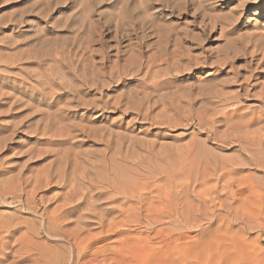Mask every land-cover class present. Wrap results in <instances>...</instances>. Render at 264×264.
Here are the masks:
<instances>
[{
  "label": "rangeland",
  "instance_id": "1",
  "mask_svg": "<svg viewBox=\"0 0 264 264\" xmlns=\"http://www.w3.org/2000/svg\"><path fill=\"white\" fill-rule=\"evenodd\" d=\"M262 89L264 0H0V233L43 264H264Z\"/></svg>",
  "mask_w": 264,
  "mask_h": 264
},
{
  "label": "bare ground",
  "instance_id": "2",
  "mask_svg": "<svg viewBox=\"0 0 264 264\" xmlns=\"http://www.w3.org/2000/svg\"><path fill=\"white\" fill-rule=\"evenodd\" d=\"M40 31V30H39ZM180 57H182V56H180ZM203 60H204V58H203ZM224 60H225V58H224ZM199 62V61H198ZM197 62V63H198ZM199 64V63H198ZM201 64V63H200ZM218 65H220V63L218 62ZM258 67V66H257ZM251 75V74H250ZM250 75H249V77L248 76H246V77H244V79L242 80L243 82H238L237 80L235 81V82H238L237 83V85L238 86H240L239 88H240V91H242V90H249L248 89V87H249V85L251 84L250 82H251V78L252 77H254L255 75L253 74V75H251L252 77H250ZM206 76H208V75H206ZM239 77V76H238ZM255 78H257V77H255ZM212 79V78H211ZM236 79V78H235ZM242 79V78H241ZM231 80H229L228 82H230ZM227 82V83H228ZM256 85H257V83L256 82H254ZM229 84V83H228ZM227 84V85H228ZM252 85V84H251ZM255 86V85H254ZM199 88V87H198ZM249 88H251V87H249ZM255 88V87H254ZM252 89V88H251ZM263 90V92L261 93L262 95H264V89H262ZM240 91H238V93L240 94L241 92ZM251 91V90H250ZM219 92V91H218ZM244 92L245 91H243L242 92V94H244ZM214 93V92H213ZM237 93V94H238ZM216 94H219V93H215V95ZM222 94V93H221ZM238 94V96H240ZM246 94V93H245ZM248 94V95H247ZM246 95L247 96H249V93H247ZM258 94V93H257ZM256 94V95H257ZM261 94H258V95H260V97H261ZM214 95V94H213ZM220 95V94H219ZM255 95V96H256ZM222 96H224V95H221V96H218V97H221L222 98ZM213 97V96H212ZM215 97H217V95L215 96ZM225 97V96H224ZM241 97V96H240ZM196 98V97H195ZM221 98H219L220 100H222ZM239 98V97H238ZM264 98V97H263ZM262 98V99H263ZM239 99H241V98H239ZM174 100V99H173ZM172 100V101H173ZM225 100H226V98H225ZM224 100V101H225ZM227 100H228V98H227ZM226 100V101H227ZM223 101V100H222ZM178 102V101H177ZM192 103V102H191ZM227 104V103H226ZM242 104V103H241ZM176 105H178V104H176ZM189 107V106H188ZM168 108V107H167ZM166 108V109H167ZM177 108V107H176ZM182 108V107H181ZM221 108V107H220ZM183 109V108H182ZM198 109V108H197ZM172 110V109H171ZM177 110V109H176ZM210 110V109H209ZM212 110V109H211ZM174 111V110H173ZM189 111V110H188ZM198 111V110H197ZM202 111V110H201ZM234 111V110H233ZM233 111H231V112H233ZM235 111H236V109H235ZM231 112H229V114L231 115L232 113ZM248 112V111H247ZM180 113V112H179ZM182 113V112H181ZM215 113V112H214ZM213 113V114H214ZM234 113V112H233ZM237 113V112H236ZM239 113V112H238ZM244 113H246V112H244ZM177 114V113H176ZM197 114V113H196ZM212 114V113H211ZM235 114V113H234ZM242 114V113H241ZM263 113L261 112H259V111H257L256 112V110H255V112H253L252 114H251V116L250 117H248V123H249V125L250 124H256L255 122H259V123H264V119L262 120L263 122H261V121H259L258 119H260L261 118V116H263L262 115ZM186 115V114H185ZM192 115V114H191ZM203 115H205V114H203ZM207 115V114H206ZM228 115V114H227ZM227 115H224L225 117L227 116ZM246 114H242L241 116H245ZM210 116V115H209ZM212 117V116H211ZM228 117H229V119H230V116H227V119H228ZM232 117L233 116H231V121H230V126H232L233 125V122H232ZM204 118H205V116H204ZM175 119V118H174ZM224 119H226V118H224ZM224 119H223V121H224ZM245 119V118H244ZM262 119V118H261ZM260 119V120H261ZM215 120V119H214ZM241 120H243V119H241ZM229 121L227 122V123H229ZM215 122H217V121H215ZM231 122H232V124H231ZM245 122H246V120H245ZM175 123V122H174ZM239 124V126L238 127H240V124L241 125H243L242 123H240V122H238ZM220 124V123H219ZM236 121H235V126H236ZM245 124V123H244ZM175 125V124H174ZM246 126H247V124H245ZM251 126V125H250ZM263 127H261V125H259V127H261V128H263L264 129V125H262ZM214 128V127H213ZM237 128V127H236ZM235 128V129H236ZM241 128V127H240ZM240 128H237V129H240ZM242 129H243V126H242ZM247 129H248V127H247ZM249 129H250V127H249ZM253 129H255V128H253ZM262 129V130H263ZM244 130V129H243ZM256 130V129H255ZM214 131V130H213ZM236 131V130H235ZM253 131V130H252ZM227 132V131H226ZM237 132V131H236ZM240 132V131H239ZM220 133V132H219ZM217 135V134H216ZM241 135H243V134H241ZM241 135H240V137H241ZM251 135H253V134H251ZM250 135V136H251ZM220 136V135H219ZM224 136V135H223ZM238 136V135H237ZM248 136V135H247ZM246 136V137H247ZM240 137L238 138L239 140H240V142H242V140L240 139ZM245 137V136H244ZM243 137V138H244ZM192 138V137H191ZM219 138V137H218ZM242 138V137H241ZM242 138V139H243ZM249 138V137H248ZM248 138H247V140H248ZM257 138H259V136L257 137ZM196 139V138H195ZM238 139H236V140H238ZM246 138H244V140H245ZM249 139H251V141L253 140L254 141V139L253 138H249ZM238 140V141H239ZM261 140V138H259V139H255V142H253V143H255V145H256V143L258 142V141H260ZM221 141V140H220ZM246 141V140H245ZM257 141V142H256ZM264 141V140H263ZM227 142V141H226ZM248 143H249V140L247 141ZM261 142V141H260ZM237 143V142H236ZM250 144V143H249ZM251 144H252V142H251ZM258 144L259 143H257V146H258ZM261 144V143H260ZM263 144V143H262ZM169 146V145H168ZM243 146V145H242ZM170 147V146H169ZM251 147H253V146H251ZM260 147V146H259ZM263 147V146H262ZM153 149V148H152ZM151 149V150H152ZM166 149V148H165ZM170 149V148H169ZM244 149V148H243ZM250 149V148H249ZM249 149H248V151H249ZM172 150V149H171ZM170 150V151H171ZM181 150H183V149H181ZM191 150V149H190ZM66 151V150H65ZM68 151V150H67ZM162 151V150H161ZM69 152V151H68ZM187 152V151H186ZM188 152H190L189 150H188ZM187 152V153H188ZM245 152V151H244ZM253 152V151H252ZM121 153V152H120ZM161 153V152H160ZM78 154V153H77ZM158 154V153H157ZM168 155V154H167ZM254 155V154H253ZM256 155V154H255ZM116 156V155H115ZM158 156H159V154H158ZM161 156V155H160ZM165 156V155H164ZM164 156H163V158H164ZM112 157V156H111ZM117 157H119V156H117ZM157 157V156H156ZM175 157V156H174ZM178 157V156H177ZM198 157V156H197ZM203 157V156H202ZM221 157V156H220ZM115 158V157H114ZM160 158V157H159ZM166 158V157H165ZM179 158V157H178ZM235 158V157H234ZM98 159V158H97ZM130 159V158H129ZM129 159H128V161H129ZM160 159H162V158H160ZM254 159V158H253ZM174 160V159H173ZM201 158L199 157V158H197L196 159V161L198 162V163H201ZM205 160V159H204ZM234 160V159H233ZM255 160V159H254ZM263 160V159H262ZM71 161V160H70ZM134 161V160H133ZM182 161V160H181ZM188 161V160H187ZM209 161V160H208ZM211 161V160H210ZM237 161V160H236ZM251 161V160H250ZM75 162H76V160H75ZM104 162V161H103ZM190 162H192V161H189V163ZM196 162V163H197ZM226 162V161H225ZM255 162V161H254ZM78 163V162H77ZM183 163H184V160H183ZM211 163V162H210ZM224 163V162H223ZM233 163V162H232ZM91 164H93L94 165V167H95V164H94V162L93 163H91ZM152 164V163H151ZM170 164V163H169ZM194 164V163H193ZM236 164H237V162H236ZM260 164H261V162H260ZM259 164V165H260ZM53 165V164H52ZM62 165V164H61ZM154 165V164H153ZM185 165V164H184ZM196 165V164H195ZM210 165V164H209ZM59 166V165H58ZM75 166V165H74ZM96 166H98V165H96ZM103 166V165H102ZM121 166V165H120ZM126 166V165H125ZM130 166V165H129ZM128 166V164H127V167H129ZM218 166V165H217ZM223 166V165H222ZM242 166V165H241ZM249 166V165H248ZM57 167V166H56ZM101 167V166H100ZM171 167H172V164H171ZM204 167V166H203ZM61 168V167H60ZM105 168H106V173H108V174H106V176H104L105 177V179L104 180H106L105 182L107 183V185L109 184V186L111 185V187H113V188H115V189H117V190H123V189H121V185H118V184H116V183H121L120 182V178H122L124 175L121 173L120 174V172H119V174H118V172L117 173H115V172H112V168H110V167H108L107 165L105 166ZM123 168V167H122ZM139 168V167H138ZM170 168V167H169ZM58 169V168H57ZM76 169H77V167H76ZM102 169V168H101ZM100 169V170H101ZM137 169V168H136ZM140 169H141V167H140ZM200 169V168H199ZM96 170V169H95ZM99 170V169H98ZM99 170V171H100ZM122 170V169H121ZM135 170V169H134ZM139 170V169H138ZM157 170V169H156ZM168 170V169H167ZM172 170V169H171ZM174 170V169H173ZM216 170V169H215ZM231 170V169H230ZM241 170V169H240ZM62 171V170H61ZM178 170H177V168L175 169V172H177ZM234 171V170H233ZM237 171H239V170H237ZM101 172V171H100ZM99 172V174H101ZM109 172L111 173L112 172V174H109ZM127 172H129L130 173V171L128 170ZM185 172H186V170H185ZM250 172V171H249ZM96 173H97V170H96ZM95 173V174H96ZM103 173V172H102ZM131 173H133L132 171H131ZM135 173V172H134ZM133 173V175H135ZM230 173H231V171H230ZM233 173V172H232ZM237 173V172H236ZM48 174H49V172H48ZM47 174V175H48ZM56 173H54V175H55ZM58 174V173H57ZM63 174H64V171H63ZM98 174V173H97ZM104 174V173H103ZM103 174H101V175H103ZM136 174H137V172H136ZM201 174V173H200ZM223 174V173H222ZM53 175V176H54ZM69 175V178L67 177V179H69L70 180V174H68ZM105 175V174H104ZM107 175H108V178H107ZM122 177H121V176ZM202 175H203V173H202ZM224 175H227V174H224ZM223 175V176H224ZM16 176V175H15ZM53 176H50L51 178L53 177ZM66 176V175H65ZM92 176V175H91ZM98 177L100 176V175H97ZM110 176H113V178H114V180H116V185H114L111 181H114V180H112L113 178L112 177H110ZM188 176V175H187ZM210 176V175H209ZM222 176V177H223ZM233 176V175H232ZM42 177H45L44 175L42 176ZM95 177V176H94ZM101 177H103V176H101ZM103 177V178H104ZM202 177V176H201ZM235 177V176H234ZM46 178V177H45ZM123 178H125V176L123 177ZM182 178V177H181ZM246 178V177H245ZM15 179H16V177H15ZM37 179V178H36ZM66 179V178H65ZM77 179V178H76ZM98 179V178H97ZM111 179V180H110ZM128 179V178H127ZM252 179V178H251ZM37 180H39V179H37ZM103 180V179H102ZM140 180V179H139ZM167 180H169L168 178H167ZM253 180V179H252ZM251 180V181H252ZM41 181V180H40ZM37 182V183H41V182ZM67 181V180H66ZM118 181V182H117ZM121 181H123L124 182V180H121ZM144 181V180H143ZM201 181V180H200ZM241 181V180H240ZM250 181V182H251ZM45 183H47L46 181H44ZM68 182V181H67ZM122 182V183H123ZM126 182V181H125ZM124 182V183H125ZM146 182V181H145ZM195 182V181H194ZM206 182H207V180H206ZM246 182V181H245ZM36 183V184H37ZM63 183H65V182H63ZM72 183V182H71ZM80 183V182H79ZM130 183V182H129ZM133 183V182H132ZM244 183V182H243ZM48 184V183H47ZM146 184V183H145ZM190 184V183H189ZM224 184V183H223ZM24 185V184H23ZM49 185V184H48ZM48 185H46V187L48 186ZM68 185V184H67ZM74 185V184H73ZM125 185V184H124ZM127 185V184H126ZM148 185V184H147ZM172 185H174V184H172ZM255 185V184H254ZM253 185V186H254ZM12 186V185H11ZM76 186V185H75ZM129 186V185H128ZM132 186V185H131ZM142 186V185H141ZM208 186V185H207ZM5 187V186H4ZM23 187V186H22ZM38 187H40V186H38ZM45 187V186H44ZM171 187H173V186H171ZM174 187H176L177 188V186H174ZM202 187V186H201ZM249 187V186H248ZM12 188H14V187H12ZM11 188V189H12ZM15 188H16V186H15ZM15 188L13 189V190H15ZM112 188V189H113ZM9 190V188L7 189V191L8 192H10V191H13V190ZM37 189H39V188H37ZM37 189H36V191H37ZM42 189V188H41ZM145 189H146V187H145ZM172 189V188H171ZM170 189V191H172ZM174 189V188H173ZM239 189V188H238ZM246 189H247V187H245V188H243L242 189V191H246ZM255 189V188H254ZM260 189V188H259ZM75 190H77V188H74V191ZM201 190V189H200ZM199 190V191H200ZM249 190L252 192V191H254V190H252V189H250L249 188ZM256 190V189H255ZM4 191H6V190H3L2 188H0V195H2L3 193H4ZM35 191V190H34ZM70 191V190H69ZM68 191V192H69ZM144 191V190H143ZM175 192H173V193H176V194H178L177 192H176V189L174 190ZM205 191V190H204ZM216 191V190H215ZM238 191H240V190H238ZM258 191V190H257ZM262 191V190H261ZM76 192V191H75ZM77 192H78V190H77ZM148 192V191H147ZM197 192V191H196ZM208 192V191H207ZM264 192V191H263ZM262 192V193H263ZM7 193V192H6ZM5 193V194H6ZM13 193H15L14 191H13ZM12 193V194H13ZM30 193V192H29ZM118 193V192H117ZM38 194V193H37ZM78 194H79V192H78ZM122 194H124V193H122ZM164 194V193H163ZM181 194V193H180ZM183 194V193H182ZM184 194H185V192H184ZM201 194H203V193H201ZM232 194V193H231ZM257 194V193H256ZM27 195V194H26ZM29 195V197H30V199H31V196H34V194L33 195H31V193L30 194H28ZM166 195V194H165ZM210 195H212V193L211 194H207V193H204L202 196H205L206 198H210L211 196ZM249 195V194H248ZM251 195V194H250ZM260 195V194H259ZM22 196V195H21ZM42 196V195H41ZM68 196H69V194H68ZM67 196V197H68ZM110 196V195H109ZM164 196V195H163ZM176 196H178V195H176ZM243 196H244V194H243ZM70 197H71V195H70ZM170 197H171V195H170ZM180 197V196H179ZM200 198H202L201 197V195L199 196ZM42 198V197H41ZM109 198V197H108ZM204 198V197H203ZM202 198V199H203ZM254 198V197H253ZM35 199V198H34ZM66 199H68V198H66ZM66 199H64V200H66ZM78 199V198H77ZM180 199H182V198H180ZM205 199V198H204ZM26 200V199H25ZM71 200V199H70ZM69 200V201H70ZM76 200V199H75ZM94 200V199H93ZM171 200V199H170ZM178 200V199H177ZM176 200V201H177ZM207 200V199H206ZM251 200V199H250ZM28 201H30L31 202V200H28L27 199V201H25L27 204H28ZM33 201V200H32ZM72 201V200H71ZM179 201H181V200H179ZM253 201H255V200H253ZM213 202V201H212ZM223 202V201H222ZM69 202H67V204H68ZM162 203V202H161ZM181 203V202H180ZM182 203H184V202H182ZM181 203V204H182ZM221 203V202H220ZM233 203V202H232ZM262 203V202H261ZM30 204H32V203H30ZM44 204V203H43ZM67 204H65V206L67 205ZM81 204L82 203H75L74 205H70V207H67V206H69V205H67L66 207L67 208H64V209H62V211L58 208L57 210H60V213H58V212H56V214L58 213V215L56 216V214L54 215L55 216V220L56 221H59L60 223H62V222H67V221H65V220H68L67 219V217H68V215L69 214H71L72 212H75V211H77L78 209H80V207H81ZM93 204V203H92ZM169 204V203H168ZM193 204V203H192ZM222 204V203H221ZM241 205V204H240ZM60 206V205H59ZM64 206V205H63ZM64 206V207H65ZM168 206V205H167ZM170 206V205H169ZM179 206V202L177 201L176 203H172L171 204V206H170V208H169V211L171 212V213H176V214H178V207ZM222 206V205H221ZM256 206V205H255ZM27 207V206H26ZM61 207V206H60ZM182 207H183V204H182ZM191 207V206H190ZM246 207V206H245ZM88 208V207H87ZM157 208V207H156ZM161 208V207H160ZM214 208V207H213ZM243 208H244V206H243ZM260 208V207H259ZM121 209V208H120ZM154 209V208H153ZM198 209V208H197ZM211 209V208H210ZM256 209V208H255ZM90 210V209H89ZM128 210V209H127ZM140 210V209H139ZM214 210V209H213ZM237 210V209H236ZM260 210H262V209H260ZM53 211H54V209H53ZM104 211V210H103ZM199 211H200V208H199ZM264 211V210H263ZM202 212V211H201ZM214 212V211H213ZM94 213H95V211H94ZM100 213V212H99ZM53 214H54V212H53ZM52 214V215H53ZM237 214V213H236ZM256 214V213H255ZM173 215H175V214H173ZM13 216H15V215H13ZM12 217V216H11ZM176 217V216H175ZM18 218V217H17ZM16 218V219H17ZM69 218V217H68ZM9 219V218H8ZM7 219V220H8ZM11 219H13V217L11 218ZM10 219V220H11ZM14 221V220H13ZM19 222H23V221H19ZM11 223H13V222H11ZM69 223V222H68ZM3 224V220H2V223L0 222V231H1V226H3L2 225ZM8 224H9V222H8ZM14 224H16V222H14ZM58 224V223H57ZM7 225V224H6ZM5 225V226H6ZM10 225V224H9ZM9 225H8V227H9ZM61 225V224H60ZM16 226V225H15ZM28 226V225H27ZM7 227V226H6ZM7 227V228H8ZM14 227V226H13ZM17 227V226H16ZM33 227H35L34 225H33ZM65 227V226H64ZM63 227V228H64ZM67 227V226H66ZM80 227V226H79ZM3 228H5V227H3ZM28 228V227H27ZM31 228V227H30ZM59 228H60V226H59ZM22 229V227H18V228H15L14 229V231H12V229H11V231L9 232V233H6V235H5V233L3 234V235H5V236H3L1 233H0V264H26L25 263V261H27V259L28 258H30V256H32V258H34L33 257V253L32 252H34L35 250H34V245H35V243H36V248H37V252H38V250H40L39 249V247H37V242H36V238L37 237H35V240H34V237L33 236H31L32 234H33V231H32V233L30 232V231H28L29 230V228H28V230H27V232H25L23 229V231L24 232H22L21 233V237H20V240H18L17 239V241H18V244L17 245H15V244H12L11 243V241H12V239H10V237H12L13 235H14V233L15 232H18V233H16V234H19V232H20V230ZM33 229V228H32ZM66 229V228H65ZM81 229V228H80ZM78 230L77 229V231L76 232H72V233H70V234H67L68 235V238H69V240L71 241L70 243L73 245V246H75V247H77L78 249H81L82 250V252H81V254L83 255V256H85V254L87 253V251H88V249H89V247L91 246V244L89 245V241H90V235H88L87 233L86 234H84L83 232H85L84 230L85 229H82V230ZM4 231V230H3ZM7 231V230H6ZM35 231H36V229H35ZM63 231V230H62ZM65 231V230H64ZM63 231V232H64ZM72 231H75L74 229L72 230ZM41 231L39 230V232L38 233H40ZM51 232V231H50ZM62 232V233H63ZM67 232V231H66ZM65 232V233H66ZM30 233H31V235H30ZM37 233V234H38ZM42 234V233H41ZM89 234H91V233H89ZM35 235V234H34ZM20 236V234L18 235V237ZM39 236V235H38ZM64 236H65V234H64ZM101 236H103V235H101ZM66 237V236H65ZM12 238H15L14 236L12 237ZM67 238V239H68ZM93 238V237H92ZM16 239V238H15ZM40 240V239H39ZM13 242V241H12ZM91 242V241H90ZM94 242V241H93ZM14 243V242H13ZM40 243V242H39ZM17 246V248L15 249V247ZM225 246V245H224ZM222 249V248H221ZM34 250V251H33ZM219 250V249H218ZM46 251H48V250H46ZM79 251V250H78ZM77 251V252H78ZM227 251V250H226ZM36 252V251H35ZM40 252V251H39ZM100 252V251H99ZM223 252V251H222ZM235 252H237V251H235ZM240 252V251H239ZM51 253V252H50ZM36 254V253H35ZM39 254L40 253H38V257H36L35 256V258H34V264H43V263H41V261H40V258H39ZM43 254H44V252H43ZM57 254V253H56ZM232 254V253H231ZM37 255V254H36ZM41 255V254H40ZM45 255V254H44ZM70 255H71V253H70ZM90 255V254H89ZM223 255V254H222ZM234 255V254H233ZM232 255V256H233ZM236 255H238V259L240 258V256H239V254H236ZM241 255V254H240ZM76 256V255H75ZM87 256V255H86ZM216 256H217V254H216ZM224 256H226L225 254H224ZM230 256V255H229ZM47 257H48V255H47ZM51 258L53 257V256H50ZM57 257V256H56ZM234 257H236V256H234ZM11 258V259H10ZM51 258H49L50 260H48V261H51L52 259ZM78 258H80V257H78ZM86 258V257H85ZM227 258V257H226ZM48 259V258H47ZM70 259H71V257H70ZM232 259H234L233 257H232ZM9 260V261H8ZM11 260V261H10ZM33 260V259H32ZM53 260H54V258H53ZM62 260H65V259H62ZM222 260V259H221ZM229 260H231V259H229ZM6 261H8V263H6ZM29 261V260H28ZM240 261H241V259H240ZM239 261V262H240ZM65 262V261H64ZM51 263H53V262H51ZM61 263V262H60ZM63 263V262H62ZM58 264V263H57Z\"/></svg>",
  "mask_w": 264,
  "mask_h": 264
}]
</instances>
